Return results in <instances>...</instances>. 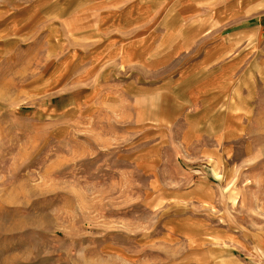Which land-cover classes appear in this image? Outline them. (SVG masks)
Here are the masks:
<instances>
[{
    "label": "rangeland",
    "instance_id": "1",
    "mask_svg": "<svg viewBox=\"0 0 264 264\" xmlns=\"http://www.w3.org/2000/svg\"><path fill=\"white\" fill-rule=\"evenodd\" d=\"M180 1L0 0V264H264V23Z\"/></svg>",
    "mask_w": 264,
    "mask_h": 264
},
{
    "label": "crops",
    "instance_id": "2",
    "mask_svg": "<svg viewBox=\"0 0 264 264\" xmlns=\"http://www.w3.org/2000/svg\"><path fill=\"white\" fill-rule=\"evenodd\" d=\"M180 3H184L180 5L183 25L191 26L200 39L185 46L179 40L174 47L207 50L211 60L233 49L249 30L264 23V0H181Z\"/></svg>",
    "mask_w": 264,
    "mask_h": 264
}]
</instances>
